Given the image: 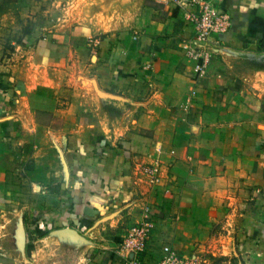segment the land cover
Wrapping results in <instances>:
<instances>
[{"label":"crops","instance_id":"crops-1","mask_svg":"<svg viewBox=\"0 0 264 264\" xmlns=\"http://www.w3.org/2000/svg\"><path fill=\"white\" fill-rule=\"evenodd\" d=\"M66 1L87 8L71 13L82 30L25 35L13 63H0V264L16 247L5 179L24 175L26 163L14 159L27 143L36 158L26 179H61L57 161L40 158L61 153L72 207L35 213L30 225L17 224L19 239L113 247L151 203L150 262L169 245L179 255L213 246L241 264H264V67L254 62L264 56V0H213L231 27L208 46L197 79L187 56L198 46L190 0ZM151 159L166 171L149 188L134 165Z\"/></svg>","mask_w":264,"mask_h":264},{"label":"rangeland","instance_id":"rangeland-1","mask_svg":"<svg viewBox=\"0 0 264 264\" xmlns=\"http://www.w3.org/2000/svg\"><path fill=\"white\" fill-rule=\"evenodd\" d=\"M5 1L9 5H6L4 8L0 9V14L4 15L3 25L0 26V33L2 34L0 36V63H2L3 60L6 59V62L4 63L5 65L13 63L12 60L8 59H11L12 54L15 53L14 48L17 44L22 42L21 39L25 35L31 34L35 31H38L40 34H48L55 31L59 32L68 29L72 30V28H76V31H80L82 30V26L75 23L77 21V18H72L71 13H73V15H78L87 11V8H84L81 5L82 2H78L77 4L74 3V5L72 6L71 4H67L66 0ZM17 1L20 3V6H18ZM15 3H17V6ZM21 5H24V7H22ZM71 18L75 19L73 22L74 24L71 23ZM97 36L98 35H94L88 37L87 39L89 43L88 50L91 54L89 55V58L91 57L93 61L95 60L97 46L94 47V45L91 43L90 38L97 39ZM254 62H257L258 67H264V56L257 58ZM85 63L86 59L83 60L82 56L79 57L78 63L75 64L78 65L75 66L76 68L74 71L76 82H79L81 79L79 78L77 80L76 78L78 73L83 69ZM209 63L210 61L208 62V64ZM252 66L256 65L252 64ZM193 70L195 72V79H197L204 72H200L196 66ZM40 115H42L40 122L46 123L48 120L47 115L44 113H36V117L38 120L40 119ZM47 138L50 139V137ZM49 139H46V144H49ZM31 146L32 145L30 143H27L24 147V153L16 156L14 159V162L19 165L22 164L23 166V164L26 163V166L28 168H23L22 170L20 168L18 170L24 175L19 176L18 174H16V178L19 179H5V181H7L6 190L7 193H9V196L6 195V200H3L2 202L4 203L3 206L8 207V209L10 210L9 218L13 220V230H15L13 232H10V234L12 240L16 241V247L12 248L13 259L5 264H122L116 255L117 241L114 242L113 247L100 248L101 250L95 251L94 249L92 250V248L94 247L92 246V244H90L88 249L86 248L87 246H83L78 242H74L72 243V245L70 244L69 246H66L63 243H34L32 237L28 239L30 240V242H28L27 238V242L23 241L22 237L19 239L18 235L21 231L18 232L19 228L17 224L21 223L25 226L30 225L33 218L37 217H34L35 213H38L40 211H43L44 213V211L46 210L47 213L48 208L55 209L60 206H62L64 209L72 207V192L68 189V176L65 173L66 171L64 169L65 159L62 157L61 153L54 151L50 155V153L42 152L40 156L43 161H49L50 156L57 161L58 166H60L59 172L61 170V179H26V177L30 176L31 173L35 170L32 169V165L30 164V162L36 158L33 156L34 152L30 148ZM170 153H173V151H170ZM24 158L26 159V162L25 160H23ZM27 161L29 163H27ZM151 165H157L159 167L162 178L165 179V165L160 163L158 159H151L143 163H136V165H134L137 178L140 179L144 184H146V181L149 179L145 170ZM43 186H46V193L41 192V190H44L42 189ZM145 205L151 206V203H146L143 205V207ZM153 216L154 214L152 215V217ZM152 217L150 219L151 222ZM139 220L133 221L129 223V225L138 222ZM128 226H125V228H127ZM122 232H119L120 234L117 233V235L121 236ZM51 245H56L57 247H53ZM174 254L179 255L175 252ZM185 257L192 258L194 264H241L239 262L240 259L235 258L236 256L233 255L232 257H226L221 254V251L219 252V249H216L213 246L206 247L205 249H203V251L195 250V252Z\"/></svg>","mask_w":264,"mask_h":264},{"label":"built area","instance_id":"built-area-1","mask_svg":"<svg viewBox=\"0 0 264 264\" xmlns=\"http://www.w3.org/2000/svg\"><path fill=\"white\" fill-rule=\"evenodd\" d=\"M189 5L194 12L188 17L193 28V41L197 47L187 48V56L191 58L200 72L211 60L208 46L217 44L220 36L226 34L231 27V17L220 7V2L213 0H190ZM91 39L94 47L97 39ZM149 187H157L162 176L157 165L146 168ZM143 217L125 228L116 243V255L122 264H194L192 258L174 254L169 245L161 247V256L156 262L147 259V250L152 235L151 217L155 213L152 205L143 207Z\"/></svg>","mask_w":264,"mask_h":264}]
</instances>
